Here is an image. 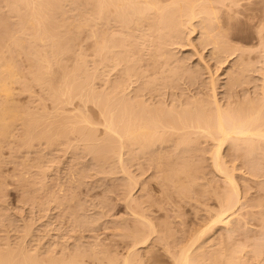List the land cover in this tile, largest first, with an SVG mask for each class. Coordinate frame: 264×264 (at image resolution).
<instances>
[{
  "label": "rangeland",
  "instance_id": "374dc122",
  "mask_svg": "<svg viewBox=\"0 0 264 264\" xmlns=\"http://www.w3.org/2000/svg\"><path fill=\"white\" fill-rule=\"evenodd\" d=\"M4 1L5 0H0V25L1 24L3 25L5 23V25L0 26V33H1L0 34V46H1L0 47V50H1L0 54H3V52H4V54L2 55V57L3 56L4 57L2 59H4V58L8 59L9 58L10 63L11 64L14 63L12 65L13 69L18 74L17 78L19 79V77H20L19 82H17L18 81V79H17V81L15 80L16 82L14 81L15 83H13L12 90L13 91L15 90V91L12 93V95L14 96V99L12 98L13 96L10 97V99L12 98L15 102L11 99L14 105L12 104V102L10 104H12L15 107H20V111H22V113L26 112L25 113L26 115L22 116L23 118H21V119H23V120L18 119L19 123L15 120V122H16V124H15V122L13 121L14 124L13 123L11 124L12 127H11V132H10L12 135H6L4 137L0 136V138H1L0 139V173H1V175H0V178H1L0 179V249L5 250V251L8 249L9 250L12 249L11 251H13V250L19 251L20 249H22L24 251V249L26 248L24 251L25 254L27 253L26 251H28V255H32L31 252H33V253L36 252L33 254L34 256L32 255L35 259L38 258L40 261H43V263L45 261L46 263L48 262L50 264H57V261H58V264H60V262H61L60 260H62V259L67 260L66 259L67 256H69V255L71 256V253H73V252L74 253L72 255H74V256H77L76 254H79L80 258H78V260H80V259L83 260V261H77V263L79 262L80 264H95V263L101 264V262H102V264L103 263L109 264L110 259L114 258L113 261H110V262H114V260H116L117 257H119V259L117 258L116 262L119 261L120 263H123L122 257L124 258V256L127 254H129V256H130L129 260L131 258V264H136V263L137 264H173V260H172L171 255L168 251H172V249H173L175 252L176 250H178L177 248H179L181 243L184 244L187 242V240L190 238V234L194 233V231H196L199 227H201V226L203 227V225L207 224L211 220V216L212 215L214 216V214L216 213L215 211L219 210V208H220L219 204L221 206L222 205L221 203H223V200L222 201H219V200L222 199V195H224L223 194L224 191L226 189L228 190V186L230 187V185H228L229 183L227 184V182H225V179L223 178L224 176H222L221 173H219L214 167H212L213 164L211 161V157H210L211 154L210 153H211V150L213 147V141L208 139V138H205V137H204V139H202V136L197 137L195 134H190V136H188L189 140L188 139L186 140L187 143H189V145L184 141H183V143H184L183 144L181 142V139H179L181 136V135H179L180 132L179 133L175 132V133H171V135L167 134L165 136L166 139L165 138L163 139L165 142L164 144H162L163 140H161V141L158 140L159 142L153 141V142H151V144L149 143L150 144L149 146H147L148 144H146V147H144V148L143 147L141 148L139 145H136V144H128V142H125L128 146L124 143V145H126V146H123L120 149L118 146L119 145V143H118L116 145L117 147L113 150V152L111 149H110V151H111L110 153L107 152L109 154L108 155L107 153H104L107 151L106 150L107 148L104 147L105 149H103L104 150V152H103V150H102L103 147L101 148V145L97 144V143H102L101 139L104 138V132L102 131V127L101 128L98 127L99 129L94 130V131L92 129L90 130L95 135V137L93 136V138H94L93 139L92 136L90 137L88 135V132L90 133V131H87V130L89 129L88 127H90V126L86 123H85L86 126L84 123H80V125L82 124L80 127H82L84 125V128L86 130L82 127L83 129L80 128L79 129L80 131L75 130V131H73L74 133L67 131L66 137L70 140H68L66 137L62 139L63 141L61 140L62 137L60 139H56V141H54L55 140L54 138L50 137V140L53 139L54 142L46 139L45 138L46 136L43 134V131L46 132L45 131L46 128L49 129L50 127H53L58 122H60V123L56 124L57 126L59 125L57 130H59V127L61 129V127H63L62 125L60 126V124H62L61 119L62 118L65 119L68 117V116H64V115H69L68 118H70L71 115H73V116L78 115L80 111L82 112L85 110L84 112H82L80 114H83V116H86V117H88V115H89V119L93 120V118L94 119L100 118V120H101V117H100L99 113L97 112V110L94 108L93 103L90 100H88L87 98H86V100H84L85 99L84 95H85V93L88 92V91H86V92L84 91V90H87L86 88L80 87L78 89H75L77 91H80L79 93H77L76 91H70V95L75 94V95L71 96V100H69L73 104L72 103L69 104L68 101H67V104H66V101L65 102L60 101L61 104L63 103L61 105L59 101H58L59 103L57 101L54 102L53 99L51 102V91L48 92L49 89L47 88V85L42 81L40 83L38 82V84H37L34 81L35 79L33 80L32 76H31V75H33V74H31V71H30V70H32V68H31L32 66H30L31 60L27 59L29 55L27 56V53L26 54L24 53L26 50H28L27 48L30 49V47H28V46H30L29 45L30 42L27 40H26V42H23L24 44L23 43L20 44L18 42L19 41L18 36H19V39H20V37L21 38L24 37V33L22 31H21L22 33L19 32L20 31V29H19L20 28L19 27L20 22H19V18H18L19 16H17V15H19V13L15 15V13L11 11L12 9H10V8L8 9V7L6 5L7 3H5L6 1L5 2ZM39 1H41V0H39ZM215 3L216 2H214L213 4H215ZM68 4L69 3L67 1V3L64 4L65 6L62 4L63 5V6L61 5L62 8L60 7V8H58L59 10L56 9L54 11L55 18H57V19H55V20H57V22L56 21L55 22L56 23L59 22L58 24L55 23L58 30L55 29L56 28L55 26H54V29L57 31V33H59V35H57L56 32L54 34H56L57 37H59L61 35L60 41H61V39L63 41L62 37H65L68 35L67 37H69L70 41H71V42H69L70 43L69 46H71L70 47L71 52H70V50H68V51L66 50L65 53H59L62 55H61V57L58 56L56 58L57 61L53 58L56 61V63L53 60V64L51 66V69H53L54 71L53 70L51 71V69H49V70L47 69L48 72L51 71L50 74H48V75L53 76L52 80L54 79V81H58L61 78L60 76L64 74L62 72H65V74L68 75V73L71 72V70L73 68H75L74 66L77 63H74L73 61H75V62L78 61L79 63L82 64L83 62H81V61L86 59V61H84L83 69L87 70V71H93L97 67L99 68V69L97 68V73L98 72H101V73H98V78L95 80V82H96L95 83V89L100 88L99 90L103 91L105 88H107L106 84H104V81L106 78L108 79V77H109V79H108V80H110L109 82H111V80H112V82H114V81H116L114 79H117V77L119 79L121 77V75H123L120 72V70H121L120 68L123 65H117L116 67L114 66V68H112V67L110 68L109 66L106 65L107 66L106 67L105 65L102 64V62H100L101 57L99 58L98 54L95 55V50L93 49L95 47L92 48L93 44L91 43V41H93V40L91 39V36L88 32V31H90V28H89L90 25L87 24L88 26H86V23L81 25V22H79L80 20L82 21L81 15H83V13H85V12H88L87 9L85 8L87 6L84 7L85 9L82 8V10L84 9L85 11L84 10L82 11L81 7H79L80 9H78L76 7L75 8L72 7L73 10L72 9L70 10V7L72 5L69 4L70 5L69 6ZM241 4H242V6L240 5V7H242V8L238 7V10L240 12L236 10L235 6H232L233 8H229V7L224 6V5H223L224 7L219 5V3L215 4V5H219L218 9L221 8L220 9L221 11H219V10H217V11L219 12L218 16L220 15V17H221V19L219 17V20H222L223 24L225 23L224 24L225 26L223 28L227 27L226 29L229 30L227 32V37H228L227 40L229 39V41L231 43L228 41L226 44L227 45L229 44L230 47H232V49L234 50V53H232L233 50L229 46H227L225 43H224L225 46L223 48L224 50L222 49V47H223L222 45L220 47L221 50L219 48H218L219 50L217 49L218 51H220L219 53L217 50H215L216 48L214 49L215 52L217 51L218 55L214 54L215 52L213 49H212V51L214 53H212L211 48H214V44H212V43L210 44L209 42H206V38H205V41L203 40L205 37V36L201 37V35H203V34H201V32H202L201 28H203V27H202V25L201 26L199 25L200 27L197 26L198 23L200 22L199 20H201V16L205 15L202 13L200 14L201 15L200 17L195 18V20L193 19L194 21L192 20L193 21L192 25H190V23H188L189 25L187 24V26H185V30H184V27H182L181 35L183 37L182 36L179 37V41H178L179 43L181 42L180 44L176 45V43H169V44H167L168 46L167 45L165 46V44H164V46L166 47L165 51L171 53V54H168V57L170 59L168 58L169 61H167V63L171 62L172 68L174 65L178 66L177 62H175V61H178V59H179V61L181 60L180 63L183 62L181 65L179 63V65H180V68H184V71H181V73L177 71L178 76L177 75H175L174 77L171 76L172 79L169 76V78L172 81L170 79L168 80V77H167V75H168L167 71L169 69H168L167 63H166V65H164V63L166 61L161 66L167 67V69H168V70H166L167 74H165V72L163 73V68L161 66H159L160 68H162V70L159 68V70L162 71V72H160V74L163 73L164 75H166L164 78L163 74L161 75L162 77H160L159 74H157V73H159V71H157V73L155 72L156 66L153 67V66H151L152 63H150L149 61H146V59L148 60V58H150L148 55L149 53L147 52V51H149L150 46L147 48H143V46L145 47V45H147V44H145V45L142 44L143 46L138 45L140 48L142 46V48L144 49L142 51L144 53L143 56H141L142 55V53H141V55H139L138 58L141 59L143 57L142 59L144 61H142V59H141V62L138 61L139 64L137 63V65H136V68L140 64L142 65V66L140 65L139 66L140 68L138 67L139 69H137V71H139L141 74H139L140 76L137 75V77L134 76L135 79L134 78L133 79L135 81L131 82L132 83L131 87H129L127 90V92L131 93V95H129V96L130 97L135 96V98H137L138 96L139 97L143 96V98H144V100H146L147 104L149 103V104L153 105V103H154L153 107L159 108V106L157 104V103H159L161 108H164L165 110H168V108L166 109L165 107H162V106L166 105V107H169L171 105V109L174 108V106L176 107V109L177 108L181 109L182 107L185 106V109H188V107L190 108V105H187L186 102H188V104L190 103L191 106H193L194 104H192L191 102L193 101V103H194V101L195 100L198 101L199 98H200L199 100H201L200 102H202V100L204 101L203 104H201V105L204 107V109L206 111L212 110L214 107H213V105H211L209 103H211V100L213 102L214 98H211L213 95L212 94L213 92H216L215 97H217L218 102H220L219 105L221 106V104H222V106H221L222 108H226V106H227L230 109L232 107L235 109H238L237 107L241 106V108H242L243 107L242 105H244L243 108H247V106H249V104L247 105V103H250L251 100H254L256 102L258 100L257 98H259V97H260V99L258 101L261 102L260 101L261 98L262 99L264 98L263 97L264 96V0H249V1L246 0V2H245V0H243V3L241 2ZM243 5H245V6H243ZM68 7H69V9H68ZM65 8H66V10H65ZM6 9H7V11L10 10L12 13L10 11H9V13H6L7 12ZM60 9H62V10L60 11ZM79 10H80V12H79ZM231 10H233V11H231ZM59 11H60V13H59ZM16 12H18V11H16ZM234 12L237 13V16H236V14H232ZM230 13H231V15H230ZM54 15H53V17H54ZM72 16L74 18L76 17L80 20H77V19L73 20L74 18ZM61 19H63V20L61 21ZM66 19H68L71 22V24ZM13 20H14V22H13ZM65 20L67 21L66 23L64 22ZM72 22H74V23H72ZM67 23H69V24H67ZM79 23L81 25V28L76 27V25H79ZM53 24H54V22H53ZM73 24H75L74 25L75 27L73 26ZM199 24H201V23H199ZM48 25H52V24H48ZM193 25H196V26H193ZM6 26H8L9 28L11 27L10 28L11 30ZM7 28H8V31H7ZM49 28H50V26H49ZM186 28H187V30H186ZM193 28L194 29L196 28L195 31ZM54 29L53 30H52V28L50 29V30H52L51 31L52 33H53ZM69 29H71V30H69ZM188 29H189V31H188ZM65 30H69V31H65ZM76 30H78V31H76ZM80 31H81V33H80ZM8 32H10V33H8ZM15 32L18 33L17 34L18 36L16 35ZM63 32H64V34H63ZM76 32H78V33H76ZM202 33H204V32H202ZM156 34H155V36H156ZM2 35L4 37H2ZM10 35L12 37L14 36V38H11ZM62 35H64V36H62ZM204 35H205V33H204ZM8 36H10V37L7 38ZM75 36H77V37H75ZM67 37L65 38L66 41H67V39H69ZM72 37H73L74 41L71 40ZM7 39L10 41H8ZM14 39H15V42H14ZM200 39H202V40H200ZM1 40H2V43H1ZM16 41L18 42V44H20L22 46L26 45L27 48H25L23 46L24 47L23 50L19 49V48H22V46L19 47L17 45ZM62 41H61V44L64 42V41L63 42ZM11 42H12L14 47L12 45H9V44H11ZM72 43L74 45L73 50H72ZM206 43H208V44L205 45V47H204V44H206ZM65 44H67V42ZM172 44L174 46H172ZM221 44H223V42H221ZM233 44H234V46H233ZM2 45H4V49H3ZM38 45L39 46L41 45L40 47H42V48L45 47V46H42V45H44L42 43H40ZM78 47H80V48H78ZM84 47H85V49H84ZM151 47H152V45H151ZM226 47H228L229 50ZM12 48H13V52L15 54L11 52ZM67 49H69V48H67ZM145 49H146V51H145ZM239 49H242L243 51L239 50ZM7 50H9L8 51L9 53L7 52ZM15 50L17 51V53ZM82 50L84 51V53ZM91 50H92V53H91ZM153 50H154V48H152L151 52ZM145 52H146V54H145ZM226 52H227V54H226ZM19 53H21V54H19ZM74 53H76V54H74ZM154 53H155V51H154ZM221 54H223V55H221ZM85 55L87 56V58L85 57ZM239 55H240V57H239ZM9 56H11L12 61L10 60ZM25 56L27 58H25ZM72 56H74V57H72ZM80 56H82V58H84V57L85 58L82 59V58H80ZM180 56H182L184 58H182ZM67 57H69V58H67ZM76 57H77V60H75ZM90 57H91V59H90ZM215 57H217L218 59ZM58 58H59V60H58ZM79 58L81 60H79ZM173 60H175V61H173ZM185 60L187 61L188 64L186 63ZM58 61H59L60 67H58V65H57ZM94 61H95V63H94ZM62 63H64V64H62ZM73 63H74V66H73ZM146 63H150L151 65L146 64ZM92 64H94V65H92ZM100 64H101V66H100ZM241 64H243V65H241ZM14 65L16 66L17 70L14 68ZM78 65H76V66H78ZM158 65H160V64H158ZM183 65H185L186 68ZM244 65L247 68H243ZM118 66H121V67H118ZM238 66H240V67L242 66V67L239 68ZM147 67H150V68H147ZM165 67H164V69H165ZM192 67H193V69H191ZM200 67L202 70L200 69ZM18 68H20V70ZM70 68H71V70H70ZM153 68H155V69H153ZM103 70L105 72L108 70L109 71L105 73ZM179 70H181V69H179ZM243 70L246 71V72H244V74H243ZM193 71L195 72L194 75H193ZM232 71L233 72L235 71L234 72L235 74ZM58 72L60 73L59 75H58ZM196 72H198V73H196ZM28 73H30L31 75L28 76ZM32 73H34V71ZM53 73H54V75H53ZM56 73H57V75H56ZM109 73H110V75H108ZM144 73H145V77H144ZM227 73H228V75H227ZM236 73L239 76L241 81L237 78L239 80V82L237 81V82L233 83V80H235L234 78L236 77L235 76ZM195 75H196V77H195V79H193L192 77ZM105 76H107V77H105ZM152 76L153 77L156 76L154 78V80L157 77H159L160 79L157 78L159 82L156 81V84L158 82L157 85L151 84L152 86L151 85L148 86V84H146V82L150 78V80H149V84H150V82H152L151 79L153 80ZM143 77L145 80L143 79ZM232 77H234V78L231 81ZM25 78H26V80H25ZM161 78H164L165 81L162 82ZM227 78H228V80H227ZM136 79H138V80H136ZM192 80H193V83L191 82ZM211 80L215 81L214 82L215 84H213L214 86H211L212 85ZM144 82H145V84L143 85ZM182 82H184V83H182ZM19 83H21V84L18 85ZM25 83H26V85H25ZM41 83L43 86L40 85ZM169 83H171L172 85ZM139 84H140V86H139ZM174 84H176V86ZM160 85L162 88L160 87ZM40 86H42V87H40ZM142 86H143V88H142ZM157 86H159V88ZM22 87H23V89H22ZM40 88H41V90H40ZM44 88L45 89L47 88V89L43 90ZM134 88L135 89L137 88V89L133 90ZM172 88H173V90H172ZM155 89H158V90H155ZM198 89L201 91H199ZM99 90H97V91H99ZM144 90H145V92H144ZM170 90H171V92H170ZM45 91H47L48 92L47 94H50V95H46ZM134 91L138 92V95H136V92H134ZM164 93H165V95H164ZM181 93H184V94H181ZM170 94H171V96H170ZM180 94H181V96H179ZM158 95H160V96H158ZM172 95H174V96L176 95V96L174 97ZM256 95H257V97H255ZM48 96L50 99L48 98ZM65 97H66V95H64L62 97V100H65ZM130 97H129V99H130ZM183 97H184V99H183ZM185 97H186V99H185ZM75 98H78V99H75ZM132 98H134V97H132ZM79 99H81V100H79ZM190 100H191V102H190ZM206 100H208V101H206ZM0 101L2 102L1 99H0ZM16 101H18V102H16ZM82 101L83 102L86 101L85 102L86 105H84L85 103H83ZM179 101L181 104L179 103ZM247 101H249V102H247ZM9 102H8V104H9ZM206 102H208V105L206 104ZM15 103L17 106L15 105ZM24 103H25V105H24ZM55 103H56V105H55ZM164 103H165V105H164ZM235 103L239 104V105L237 106ZM257 103H255L256 106L259 104V103L258 104ZM41 104H43V105H41ZM57 104H59L60 106H58ZM155 104H157V106H155ZM230 104H231V106H230ZM253 104H254V102H253ZM22 105H24L25 108ZM53 106H55V108H52ZM83 106H85V107L83 108ZM30 107H31V109H30ZM44 107L46 108V110L44 109ZM77 107L79 110L80 109L81 110L80 111L78 109L76 110L75 108H77ZM41 108L43 109L44 112L42 111ZM23 109H24V111H23ZM59 109L60 110L62 109V110L60 111ZM89 109L93 110V111H89ZM176 109H174V111ZM69 110L71 111V114L68 113ZM181 110H183V108ZM35 112H37V113H35ZM96 112H97V115H95ZM48 113L49 114L51 113L50 114L51 116ZM32 115H34L33 118L35 116H37V117H35V120H34L35 126L33 124L34 130L32 131L31 129H28V131H29L28 132L25 130V129H27V128H25V125L22 126L23 125L22 122H24V121L26 122L27 121L26 119L28 117H29V119H31ZM46 115H48V116H46ZM38 116L41 117L42 121L40 120V117H38ZM60 116L61 117L64 116V117L60 118ZM78 116H77V118H74V117L72 118V116H71L70 119H74V120L79 119ZM36 118H38V120ZM68 118L66 120H64L63 122L68 121V120L70 121V119H68ZM32 119L30 121H32ZM53 119L56 122H54ZM59 119H60V121H59ZM52 120H53V123H52ZM49 121H51V122H49ZM46 122H47V124H46ZM39 123L40 124L42 123L41 125L43 127L41 125L39 127ZM43 123H45V124H43ZM50 123H51V126H50ZM98 126H101V125H98ZM36 127H38V129H40V130H38ZM13 128H14V130H13ZM19 129L21 131H19ZM41 129H42L41 134L44 135L43 137L41 136V134L36 133L38 131H41ZM48 129H46L47 132H48ZM25 131L28 132L27 136L24 134ZM34 131H35V134H38L39 136L33 135L32 133ZM83 131L85 132V134H87L88 137L84 134ZM15 132H17V133H15ZM52 133H53V131L48 135H52ZM29 135L30 136L32 135L33 137L38 136V138H36V137L33 138L31 136V138H33V139H31V138H29L30 137ZM68 135H70V136L68 137ZM90 135H92V134H90ZM82 136L83 137L85 136V137L83 138ZM191 136L193 138L196 136L194 139L197 138L198 141L194 140ZM89 137L92 138L94 142L91 139L90 140L87 139ZM190 137H191V139H190ZM3 138H4V140H3ZM16 139H17V141H16ZM65 139H66V141H64ZM27 140H28V142H27ZM59 140H61L62 143ZM193 140L196 143H194ZM11 141H12V143H11ZM70 141H71V143H70ZM4 142H6V143H4ZM48 142H51V144ZM64 142L69 143V144L66 145V143H64ZM174 142H176V143L181 142L184 145V147H183V145L181 146V143H179V145L177 146V145H175L176 143H174ZM29 143H30V145H29ZM53 143H54V145H53ZM93 143H95L96 146L98 145L97 146L98 148L96 147L97 149H99L98 151H100V152L102 151L105 154L104 158H101V157H103V156H100L101 153L97 152L96 151L97 149H94L95 145H93ZM185 143H186V146H185ZM62 144H63V146H61ZM91 144L93 145L92 149L95 150L94 152L95 153L97 152V154L100 153L97 155V158L94 157V156H96V154L93 152L92 149H90ZM103 144H104V141H103ZM103 144H102V146L105 145V144L104 145ZM234 144H235V146H234ZM187 145H188V148H186ZM30 146H32V147H30ZM243 146H244L243 144H241V145L239 144V146H238V142L234 141L232 146L229 142L228 144H226L223 147V150H222L223 155H224L223 160L225 162L226 168L228 167L227 169L230 170L231 172H233L234 178H235V180L237 179L236 182L238 181L237 184L239 185V195H240V201L241 202H240V204L238 203L240 206L237 205L236 208L234 209V211H235L234 214L237 218L236 217L233 218L234 215L233 214L231 215L233 220L235 219L233 221V225H234V227L236 226L237 228L235 227V229H236V230L234 229L235 231L234 230L226 231L227 230L226 227H224V225H221V223H219V224H217L218 226L215 225L214 228H212L209 231V233H207V235L205 237L203 236L204 237L203 242L205 243L203 250L204 251L207 250L206 252H204V256L207 253L211 256L210 257L207 255L210 258L209 260L207 259V261L204 258V261H203L204 264H213V262L211 263V261H213V259H214V258L212 259L213 255L215 257L218 256L219 258H221L222 257V256H220L221 253H218V251L220 249L222 250V252L225 251V253H227V254L230 251L232 254L235 253L234 259H235V257H237L236 260L237 261L240 260L239 261L240 263H239L233 259L237 264L238 263L239 264H264V153H262L264 151V148H263L264 146L259 148L260 150L258 148L253 149L251 155L246 152V149L243 148ZM14 147H15V150H14ZM58 147H60L61 149ZM147 147L149 150L146 149ZM190 147L193 149L191 150ZM83 148H87V149H83ZM131 148H134V149H131ZM166 148H167V150H166ZM185 148H186V150H185ZM235 148H237V150ZM71 150H72V152H71ZM115 150H117V151H115ZM124 150H125V152H124ZM188 150L189 151L191 150V151L188 152ZM38 152H39V154H38ZM120 152H122V153H120ZM258 152L261 155H259ZM117 153H120L121 156ZM166 154L170 155L171 158ZM187 154H189L191 156L190 157L191 160H189L190 166H188L186 164V161L188 160L186 157L189 156V155L186 156ZM107 155H108V157H107ZM75 156H77V157H75ZM98 156H100V157L98 158ZM184 156H186V157L184 158ZM248 156H249V158H248ZM83 157H84V159H83ZM129 158H130V160H129ZM12 159H14V160H12ZM94 159H96V160H94ZM97 159H98V162H97ZM108 159H110V160H108ZM157 159L161 162V164ZM185 159H187V160H185ZM225 159H226V161H225ZM103 160H107V161L103 162ZM183 160H185V162H183ZM167 161H170L169 164L171 165V167H168ZM189 161H187V163H189ZM94 162H97V163H94ZM105 162H107L108 164H104ZM132 162H134V163H132ZM22 163H24V164L22 165ZM201 163L203 164V166ZM71 165L74 167H72ZM125 165H126V167H125ZM179 165H181L182 168ZM185 165L188 166L187 168H189V169H186ZM15 166H17V167H15ZM166 166L168 168H166ZM173 167L174 168H176V167L180 168L182 171H184V173L183 172L181 173V171H179V170H177V172H178L177 173ZM17 168H18V170H17ZM36 168H37V170H36ZM121 168L122 169L124 168L125 170H122ZM126 168H128L127 169L128 175H127ZM183 168L186 170H184ZM106 169H108V170L106 171ZM173 169L175 172H173ZM192 169L194 171H192ZM129 170L131 171V174H130ZM99 171H101V172H99ZM104 171H106L105 172L106 174L103 173ZM158 171H160V172H158ZM170 171L172 173H176V174H172ZM120 172H122V173H120ZM186 172L188 173V175ZM191 172H193V175ZM134 173H135V175H134ZM189 173H191L192 176H190ZM161 174H162V176H161ZM163 174H165V175L163 176ZM183 174L186 176H184ZM74 175H76V176H74ZM166 175H168V177H166ZM177 175H178V177H177ZM180 175H182V176H180ZM128 176L129 177L131 176V177L129 178ZM170 177H172V179ZM127 178H128V180H127ZM167 178L173 180V182L168 179L167 180L168 183L166 184L165 179H167ZM136 179H138V180H136ZM186 179H187V181H186ZM24 180H25V182H24ZM157 180H158V182H157ZM32 181H34V182H32ZM169 181L171 182L170 184H169ZM188 181H190V182H188ZM174 182L176 184H174ZM177 182H180L181 184L177 183ZM184 182L186 183V185ZM57 183H59V184H57ZM188 183H189V185H188ZM135 184H136V186H135ZM63 185H65V186H63ZM33 186H34V188H33ZM174 186L176 187V189ZM181 186H183L184 189H182L183 187H181ZM27 187H28V189H27ZM29 188L31 191H28ZM180 188H181V190H180ZM38 190H40V191H38ZM45 190H46V192H45ZM189 190H190V192H189ZM3 191H4V193H3ZM24 191H25V193H24ZM1 192L3 194H1ZM22 192H23V194H22ZM36 193H37V196H35ZM121 193H122V195H121ZM127 193H130V196H128L129 194L127 195ZM26 196H28V197H26ZM32 196H35V197H32ZM55 196H57V197H55ZM126 196H128V197H126ZM151 196H153V197H151ZM30 197H32L33 199ZM132 197H134V199H133L134 201H135V198H137L136 199L138 201V204L136 203L137 205L133 204L132 199H130ZM67 198H69L70 200L69 199L67 200ZM122 198H124V199H122ZM126 199H127V201H126ZM128 200H130V201H128ZM48 202H49V204H48ZM125 202H127V203H125ZM130 202H131V204H130ZM151 202H152V204H151ZM126 204H127V207H126ZM139 205H141V207ZM41 206H42V208H41ZM70 206H71V208H69ZM134 206H136V207H134ZM131 207H132V209L137 210L136 211L137 214L138 213L140 214L138 217L141 218L142 217L141 214L143 215V213H144V215H146L145 216L146 218H144V217H143V219L137 218V216L135 215L136 212L134 210L130 212ZM132 212H135V213L132 214ZM140 212H142V213H140ZM78 213H79V215H78ZM84 213H85V215H84ZM74 214H75V216H74ZM98 214H100V215H98ZM79 216L81 218H79ZM231 216H229V217H231ZM147 217H148V222L150 221L151 230L155 229V230H153V232L152 231L149 232V229H150L148 226L149 223L144 224V222H143L144 219H147ZM79 219H81V220H79ZM75 220H78V221H75ZM146 222L147 221H145V223ZM29 223L31 226H29ZM24 224H25V226H24ZM135 224H136V226H135ZM139 224H140V226H139ZM143 224H144V226H143ZM152 225H153V227H152ZM22 226H24V227H22ZM140 228H141V231H139V234H142V236L138 234V236L140 237L139 238L138 236H136V233H135L136 230L135 229L139 230ZM169 228L170 229L172 228V229L170 230ZM29 229H30V231H29ZM123 232L124 233L126 232V233L124 234ZM140 232H142V233H140ZM145 232L147 234H149V237L146 236V234H143ZM27 233H29V234H27ZM130 233H132V234H130ZM25 234H27V236ZM141 237H142V239H141ZM146 237L148 239H145ZM161 237L163 238L162 240H161ZM137 238L139 240L145 239L144 244L143 243L140 244L143 241H141L139 243V240ZM165 240L168 242H166ZM19 241H21V242H19ZM201 241H202V239L200 240V242ZM18 242H19V244H18ZM166 243H168V244H166ZM177 243H179L180 245H177ZM170 244H172V245H170ZM133 245L135 247H137V248H135L136 250H133L134 249ZM202 245H203V243H202ZM101 246L104 247V249H102ZM75 247H76V250H75ZM169 247H171V249ZM175 247H176V249H175ZM207 247H208V249H206ZM218 248H219V250H218ZM226 248H228L229 250ZM94 249H96V250H94ZM100 250L103 252L102 254H101ZM216 250H217V253H216ZM221 250L219 252H221ZM18 251H16V252L14 251V252L17 253ZM82 251H83V253H82ZM96 251H98V252H96ZM136 251H138V252H136ZM213 251H215V252H213ZM46 252H48V253H46ZM69 252H70V254H69ZM93 252H94V254H93ZM258 252H260L261 254H259ZM19 253H21V252H18L17 254L22 255ZM80 253H82V254H80ZM59 254H60V256H57ZM95 254L97 255V257L95 256ZM223 254H224V252H223ZM92 255H94L95 257L93 256V258L91 259ZM100 255H102L103 258ZM59 257H62V259ZM132 257L135 260L132 261ZM232 257H233V255H232ZM48 259H49V261H48ZM98 259L101 261L98 262ZM136 260H138V261H136ZM84 261H85V263H84ZM134 261H135V263H134ZM221 261L223 262V264H225L223 261V258L221 259ZM61 264H62V262H61Z\"/></svg>",
  "mask_w": 264,
  "mask_h": 264
},
{
  "label": "bare ground",
  "instance_id": "6f19581e",
  "mask_svg": "<svg viewBox=\"0 0 264 264\" xmlns=\"http://www.w3.org/2000/svg\"><path fill=\"white\" fill-rule=\"evenodd\" d=\"M6 1V2H5ZM4 2L5 3H7L6 5H7V7H8V9L10 8V9H12L11 11L12 12H14L15 13V15L16 14H18L19 13V15H17V16H19L18 18H19V22H20V25H19V29H20V31L19 32H23L24 33V39L23 38H21L20 37V39H19V36L17 35L18 33H16V35L18 36V42L21 44V43H23V42H26V40L27 41H29L30 43H29V45L30 46H28V47H30V49L29 48H27V46L25 45H23L25 48H27L28 50H24L25 52V54L27 53V56H28V58L25 56V58H27V59H30L31 61V64H30V66H32L31 68H32V70H30L31 71V74H33V75H31L30 73H28V76L29 75H31L32 76V78H33V80L38 84V82L40 83L41 81L42 82H44L46 85H47V88L49 89V91L48 92H50L51 91V102H52V99L54 100V102L55 101H62V102H65L66 101V104H67V101L69 102V104L70 103H72V102H70L69 100H71V96H73V95H75V94H73V95H70V91H76L77 93H79L80 91H77V90H75V89H78V88H86L87 90H84L85 92L86 91H88L87 93H85V95H84V100H86V98L88 99V100H90L92 103H93V105H94V108L97 110V112L99 113V115H100V117H101V120H100V118L99 119H94L93 118V120L92 119H89V115H88V117H86V116H83V114H80V113H82V112H84V111H80L79 109H78V107L77 108H75L76 110L78 109L80 112H79V116L78 115H75V116H73V115H71L72 116V118L74 117V118H77V116L79 117V119H76V120H74V119H70L71 118V116H70V118H68L69 117V115H64V116H68L67 118L68 119H70V121L68 120V121H65V122H63L64 120H66L67 118H65V119H63L62 117H64V116H60V118H62L61 120H62V124H60V126L62 125L63 127H61V129H60V127H59V130H57L58 129V126L56 125V124H58V123H60V122H58V123H56L53 127H50L49 129L48 128H46V129H48V132H47V130L45 129V131L46 132H44L43 131V134L46 136L45 138L46 139H48V140H50V137H52V138H54L55 140L54 141H56V139H60L61 137V140L63 139V138H65L66 137V135H67V131L68 132H73V131H75V130H79L80 128H84V125L82 126V127H80L81 125H80V123H86V124H88L90 127H88L89 129L87 130V131H90L91 129L94 131V130H97V129H99L98 127H102V131L104 132V138L103 139H101V141H102V143H97L98 145L100 144L101 145V148H102V150L103 149H105V148H107L106 150V152H104V150H103V152L104 153H107V152H111L110 151V149L112 150V152H113V150L117 147L116 145L119 143V148L121 149L123 146H126L127 144L125 143V142H128V144H136V145H139L141 148L143 147H146V144H148L147 146H149L150 144H151V142H153V141H161V140H163L164 138H165V136L167 135V134H169V135H171V133H175V132H177V133H179V135H181L180 136V138L179 139H181V142L183 143V141L184 142H186L187 143V139H188V136H190V134H195L197 137L198 136H202V139H204V137L205 138H208V139H210V140H212L213 141V147H212V150H211V155H210V157H211V161H212V164H213V166L212 167H214L219 173H221L222 174V176H224L223 178L225 179V182H227V184L228 185H230V187L228 186V190L226 191H224V195H222V199L221 200H219V201H222L223 200V203H221L222 205L220 206V204H219V210H217V211H215L216 213L214 214V216L212 217L211 216V220L207 223V224H205V225H203V227L201 226V227H199L196 231H194V233H192V234H190V238L187 240V242L186 243H184V244H182L181 243V245L179 244V243H177V245H180L179 246V248H177L178 250H176L175 252H174V250L172 249V251H168L169 253H170V255H171V258H172V260H173V264H204L203 263V261H204V258H205V260L207 261V259L209 260L210 258L208 257V256H210L208 253L204 256V252H206V251H204L203 250V247H204V242H203V239H204V237L207 235V233H209V231L212 229V228H214V226L215 225H217V224H219V223H221V225H224V227H226V231H232V230H234L235 229V227H234V225H233V221L235 220H233V218H235L236 216H235V214H234V209L236 208V206L237 205H239L240 204V195H239V185L237 184V182H236V180H235V178H234V175H233V172H231L230 170H228L227 168H226V165H225V162H224V155H223V152H222V150H223V147L226 145V144H228L229 142H230V144H231V146H232V144H233V142L234 141H237L238 142V146H239V144L241 145V144H243L244 146H243V148H245L246 149V152L247 153H249L250 155H251V153H252V150L253 149H259V148H261L262 146H264V98L262 99L261 98V102H259L258 100L260 99V97L259 98H257L258 100L255 102L254 100H251V104L250 103H247V105L249 104V106H247V108H243L244 107V105H242L243 107L241 108V106L240 107H237L238 109H235V108H229V107H227L226 106V108H222L221 106H222V104H221V106L219 105V103L220 102H218V99H217V97H215V93L216 92H213L211 95H212V97L211 98H214L213 99V102H212V100H211V103H209V104H211V105H213V109L212 110H208V111H206L205 109H204V107L201 105V104H203V100H202V102H200L201 100H199L198 98V101L197 100H195L194 101V103H193V101L191 102V100H190V102L192 103V104H194L193 106H191V104L189 103L188 104V102H186L187 103V105H190V108L188 107V109H185V106L184 107H182L183 108V110H181L180 108V110L177 108L176 109V107L174 106V108H172L171 109V105L169 106V107H166V105H165V103H164V105L165 106H162V107H165L166 109L168 108V110H165L164 108H161V106L159 105V103H157L158 104V106H159V108L158 107H153V105H154V103H153V105H151V104H147V102H146V100H144V98H143V96H138L137 98H135V96H132V97H134V98H132V97H130L129 95H131V93L130 92H127V90H128V88L129 87H131V82L132 81H135L134 79V76H136L137 77V75H139V74H141L139 71H137V69H139L140 67V65L136 68V65H137V63H138V61L139 62H141V59L143 58H138V56L139 55H141V53H142V55L141 56H143V48H147V47H149L150 46V48H149V51H147L149 54V57L150 58H148V60L146 59V61H149L150 63H152V65L150 64V63H146V64H149V65H151V66H153V67H155V68H153V69H155V72L157 73V71H159V73H157V74H159V76L160 77H162L161 75L165 72V74H167L166 73V70H168L167 72H168V75H167V77H168V80L171 78L172 79V77L171 76H175V75H177L178 76V72H180L181 73V71H184V68H180V65L183 63H180V61H179V59H178V61H175V60H173V61H175V62H177V64H178V66L177 65H174L173 66V68H172V66H171V62H168L167 63V61H169L168 60V54H171V53H169V52H166L165 51V46L167 45V44H169V43H176V45L177 44H180L178 41H179V37H181L182 35H181V33H182V27H184V30H185V26H187V24L188 23H190V25H192V22L195 20V18H197V17H200L201 15V13L202 14H205V15H202L201 16V20H199L200 22L199 23H201V24H199L198 23V25L197 26H201L202 25V27L203 28H201L202 29V32H204L205 33V35H204V33H202L201 31V34H203V35H201V37L203 36H205L204 37V41H205V38H206V42H209L210 44L212 43V44H214V48H211V51H212V49L214 50L215 48V50H217L218 48L221 50V45L223 46L222 47V49L224 48V46H225V44L229 41V39L227 40V32L229 31V30H227L226 28H223L225 25V23L223 24L222 23V20H219V17H220V15L218 16V14H219V12L217 11V10H219V11H221L220 9H218L219 8V5H221V6H227V7H229V8H233L232 6H235L236 7V10L237 11H239L238 10V7H240V5L242 6V4H241V2L243 3V0H41V1H39V0H5ZM67 1H68V3L70 4V5H72L71 7H70V10L72 9V7L73 8H78V9H80L79 7H81V10H82V8H84L85 6H87V7H85L86 9H87V11L88 12H85V13H83V15H81L82 16V21L80 20V19H78V18H74L73 16V20H75V19H77V20H80L79 22H81V25L82 24H85L86 23V26H88L87 24H89L90 26H89V28H90V31H88L89 32V34H90V36H91V39L93 40V41H91V43L94 45H92V48L93 47H95V48H93L94 50H95V55H99V58L101 57V61L100 62H102V64L103 65H107V66H109L110 68L112 67V68H114V66L116 67L117 65H123L122 67L121 66H118V67H121L120 69V72H121V74H123V75H121V77L118 79V77H117V79H114V80H116V81H114V82H112V80H111V82H109L110 80H108L109 79V77H108V79L106 78L105 79V81H104V84H106V87L107 88H105L103 91H100L99 89H95V80L98 78V73H101V72H98L97 73V68L96 69H94L93 71H87V70H84L83 69V66H84V61H86V59L85 60H83V61H81V62H83L82 64L81 63H79L78 61L77 62H75V61H73L74 63H77L76 65H78V66H74V63H73V66L75 67V68H73L72 70H71V68H70V70H71V72H69L68 73V75L67 74H65V72H62V73H64L63 75H61L59 78V80L58 81H54V79L52 80V75L50 76V75H48V74H50V72L53 70V69H51V66H52V64H53V60L55 59L56 61H57V57L58 56H60L61 57V55L62 54H59V53H65L66 52V50L68 51V50H70V47L71 46H69L70 45V43L69 42H71L70 41V38L69 37H67V36H65V37H62L63 38V41L65 40V38L67 37V38H69V39H67V44H65L63 41H62V39H61V41L63 42L62 44H61V41H60V36L59 37H57V35H59V33H57V31L56 30H58L57 29V27H56V24H58V23H56L57 22V20H55V19H57V18H55V15H54V11L56 10V9H58V8H60L61 7V5L63 4H65V3H67ZM249 1V0H248ZM65 2V3H64ZM214 2H216L215 4H217V3H219V5H215V4H213ZM245 2H246V0H245ZM248 3V2H247ZM4 4V3H3ZM68 4V5H69ZM62 5V6H63ZM69 5V6H70ZM84 5V6H83ZM65 6V5H64ZM83 6V7H82ZM220 6V7H221ZM223 6V7H224ZM243 6H245V5H243ZM234 7V8H235ZM2 8V7H1ZM62 8V7H61ZM84 8V9H85ZM240 8H242V7H240ZM244 8V7H243ZM249 8V7H248ZM4 9V8H3ZM64 9V8H63ZM68 9H69V7H68ZM77 9V10H78ZM83 9V10H84ZM2 10V9H1ZM59 10V9H58ZM57 10V11H58ZM62 9H60V11H61ZM65 10H66V8H65ZM73 10V9H72ZM82 10V11H83ZM230 10V9H229ZM243 10V9H242ZM6 11H7V9H6ZM9 11L10 10H8L6 13H9ZM10 11V12H11ZM16 11H18V12H16ZM60 11H59V13H60ZM85 11V10H84ZM231 11H233V10H231ZM11 12V13H12ZM66 12V11H65ZM68 12V11H67ZM70 12V11H69ZM79 12H80V10H79ZM228 12V11H227ZM236 12V11H235ZM232 13V14H236V16H237V13ZM240 12V11H239ZM238 12V13H239ZM64 13V12H63ZM72 13V12H71ZM81 13V14H82ZM4 14V13H3ZM78 14V13H77ZM76 14V15H77ZM249 14V13H248ZM8 15V14H7ZM13 15V14H12ZM53 15H54V17H53ZM75 15V14H74ZM230 15H231V13H230ZM2 16V15H1ZM229 16V15H228ZM227 16V17H228ZM233 16V15H232ZM3 17V16H2ZM14 17V16H13ZM68 17V16H67ZM70 17V16H69ZM79 17V16H78ZM235 17V16H234ZM233 17V18H234ZM15 18V17H14ZM13 18V19H14ZM61 18V17H60ZM59 18V19H60ZM65 18V17H64ZM63 18V19H64ZM229 18V17H228ZM231 18V17H230ZM6 19V18H5ZM54 19V20H53ZM63 19H61V21L63 20ZM194 19V20H193ZM200 19V18H199ZM220 19H221V17H220ZM12 20V19H11ZM67 21H69L68 19H66ZM64 21L65 23L67 22V21ZM71 20V19H70ZM193 20V21H192ZM2 21V20H1ZM7 21V20H6ZM56 21V22H55ZM234 21V20H233ZM12 22V21H11ZM13 22H14V20H13ZM53 22H54V24H53ZM70 22V21H69ZM83 22V23H82ZM3 23V22H2ZM56 23V24H55ZM61 23V22H60ZM72 23H74V22H72ZM78 23V22H77ZM19 24V23H18ZM48 24H52V25H48ZM63 24V23H62ZM67 24H69V23H67ZM70 24H71V22H70ZM195 24V23H194ZM223 24V25H222ZM3 25H5V23L3 24ZM2 24L0 25V26H3ZM60 25V24H59ZM58 25V26H59ZM75 24H73V26H74ZM81 25H80V23H79V25H76V27H80L81 28ZM189 25V24H188ZM48 26V27H47ZM49 26H50V28H49ZM52 26V27H51ZM54 26L56 27L55 29H54ZM67 26V25H66ZM71 26V25H70ZM85 26V27H86ZM193 26H196V25H193ZM199 26V27H200ZM6 27H8V26H6ZM15 27V26H14ZM62 27V26H61ZM75 27V26H74ZM84 27V28H85ZM192 27V26H191ZM9 28V27H8ZM8 28H7V31H8ZM11 28V27H10ZM9 28V29H10ZM52 28V30L54 29V31H53V33L51 32L52 30H50ZM59 28V27H58ZM69 28V27H68ZM101 28V29H100ZM65 29V28H64ZM63 29V30H64ZM76 29V28H75ZM194 29V28H193ZM196 29V28H195ZM195 29H194V31H195ZM226 29V30H225ZM11 30V29H10ZM9 30V31H10ZM61 30V29H60ZM62 30V31H63ZM69 30H71V29H69ZM69 30H65V31H69ZM110 30V31H109ZM112 30V31H111ZM186 30H187V28H186ZM204 30V31H203ZM14 31V30H13ZM76 31H78V30H76ZM188 31H189V29H188ZM21 32V33H22ZM56 32V34H54ZM60 32V31H59ZM192 32V31H191ZM8 33H10V32H8ZM7 33V34H8ZM12 33V32H11ZM75 33V32H74ZM76 33H78V32H76ZM80 33H81V31H80ZM157 33V34H156ZM1 34V33H0ZM3 34V33H2ZM6 34V35H7ZM61 34V33H60ZM63 34H64V32H63ZM68 34V33H67ZM87 34V33H86ZM155 34H156V36H155ZM188 34V33H187ZM66 35V34H65ZM77 35V34H76ZM81 35V34H80ZM88 35V34H87ZM184 35V34H183ZM11 36V35H10ZM10 36H8L7 38H9ZM62 36H64V35H62ZM89 36V35H88ZM185 36V35H184ZM200 36V35H199ZM2 37H4L3 35H2ZM74 37V36H73ZM73 37L71 38V40H73ZM75 37H77V36H75ZM80 37V36H79ZM183 37V36H182ZM11 38H14V36L12 37L11 36ZM10 38V39H11ZM82 38V37H81ZM80 38V39H81ZM90 38V37H89ZM199 38V37H198ZM3 39V38H2ZM75 39V38H74ZM178 39V40H177ZM181 39V38H180ZM202 39H200V40H202ZM8 40V39H7ZM69 40V41H68ZM76 40V39H75ZM183 40V39H182ZM4 41V40H3ZM8 41H10V40H8ZM7 41V42H8ZM13 41V40H12ZM16 41V43H17V45L19 46V47H21L22 45H20V44H18V42ZM74 41V40H73ZM78 41V40H77ZM169 41V42H168ZM14 42H15V39H14ZM178 42V43H177ZM183 42V41H182ZM202 42V41H201ZM221 42H223V44H221ZM230 42V41H229ZM1 43H2V40H1ZM4 43V42H3ZM15 43V44H16ZM40 43H42V44H44V45H42V46H45V47H40L38 44H40ZM69 43V44H68ZM225 43V44H224ZM231 43V42H230ZM24 44V43H23ZM90 44V43H89ZM145 45V44H147V45H145V47L143 46V45ZM164 44H165V46H164ZM208 43H206V44H204V47H205V45H207ZM209 44V45H210ZM9 45H12L13 46V44H12V42H11V44H9ZM8 45V46H9ZM77 45V44H76ZM82 45V44H81ZM80 45V46H81ZM138 45H142L143 46V48H142V46H141V48L138 46ZM151 45H152V47H151ZM227 45V44H226ZM3 46V49H4V45H2ZM7 46V45H6ZM16 46V45H15ZM22 46V48H19V49H21V50H23V47ZM136 46V47H135ZM168 46V45H167ZM172 46H174L173 44H172ZM227 46H229L230 47V45L228 44ZM233 46H234V44H233ZM1 47V46H0ZM14 47V46H13ZM212 47V46H211ZM11 48V47H10ZM9 48V49H10ZM16 48V47H15ZM67 48H69V49H67ZM78 48H80V47H78ZM152 48H154V50L151 52V50H152ZM226 48H228V47H226ZM225 48V49H226ZM231 49H232V47H230ZM237 48V47H236ZM2 49V48H1ZM7 49V48H6ZM5 49V50H6ZM18 49V48H17ZM74 49V45H73V43H72V50ZM76 49V48H75ZM82 49V48H81ZM84 49H85V47H84ZM83 49V50H84ZM218 49V50H219ZM235 49V48H234ZM82 50V51H83ZM90 50V49H89ZM171 50V49H170ZM215 50H214V52H215ZM217 50V51H218ZM224 50V49H223ZM228 50H229V48H228ZM233 50V49H232ZM239 50H242V49H239ZM1 51V50H0ZM9 50H7V52H8ZM16 51V50H15ZM20 51V50H19ZM145 51H146V49H145ZM154 51H155V53H154ZM157 51V52H156ZM217 51L214 53L213 51H212V53H214L215 55H218V53L220 52V51H218V53H217ZM226 51V50H225ZM231 51V50H230ZM229 51V52H230ZM243 51V50H242ZM12 53H14L13 52V48H12V51H11ZM21 52V51H20ZM70 52H71V50H70ZM78 52V51H77ZM81 52V51H80ZM173 52V51H172ZM228 52V53H229ZM9 53V52H8ZM16 53H17V51H16ZM23 53V52H22ZM68 53V52H67ZM79 53V52H78ZM83 53H84V51H83ZM86 53V52H85ZM91 53H92V50H91ZM94 53V52H93ZM154 53V54H153ZM211 53V54H212ZM232 53H234V50L232 51ZM3 54H4V52H3ZM3 54H0V99L2 100V102L0 101V136H6V135H12L10 132H11V127H12V123H13V121L15 122V120L18 122L19 120L18 119H20V120H23V119H21V118H23L22 116H25L26 114V112H23L22 113V111H20V107H15V106H13L14 104H13V102H12V100L14 99V96L12 95V93L15 91H13L12 90V88H13V83H15L16 81H17V77H18V74L16 73V71L13 69V64H11L10 63V61H9V58L7 59H2L3 57H2V55ZM6 54V53H5ZM15 54V53H14ZM19 54H21V53H19ZM59 54V55H58ZM74 54H76V53H74ZM145 54H146V52H145ZM151 54V55H150ZM210 54V55H211ZM226 54H227V52H226ZM69 55V54H68ZM73 55V54H72ZM92 55V54H91ZM213 55V54H212ZM214 55V56H215ZM221 55H223V54H221ZM220 55V56H221ZM6 56V55H5ZM94 56V55H93ZM140 56V57H141ZM147 56V55H146ZM170 56V55H169ZM177 56V55H176ZM238 56V55H237ZM10 57V60H11V56H9ZM19 57V56H18ZM63 57V56H62ZM72 57H74V56H72ZM85 57L87 58V56L85 55ZM84 57V58H85ZM173 57V56H172ZM179 57V56H178ZM180 57H182V56H180ZM211 57V56H210ZM239 57H240V55H239ZM54 58V59H53ZM65 58V57H64ZM67 58H69V57H67ZM71 58V57H70ZM80 58H82V56H80ZM79 58V60H81ZM84 58H82V59H84ZM89 58V57H88ZM182 58H184V57H182ZM215 58H217V57H215ZM15 59V58H14ZM61 59V58H60ZM74 59V58H73ZM90 59H91V57H90ZM93 59V58H92ZM170 59V58H169ZM176 59V60H177ZM218 59V58H217ZM224 59V58H223ZM18 60V59H17ZM54 60V61H55ZM58 60H59V58H58ZM67 60V59H66ZM75 60H77V57H76V59ZM172 60V59H171ZM12 61V60H11ZM24 61V60H23ZM22 61V62H23ZM27 61V60H26ZM33 61V62H32ZM56 61H55V63H56ZM96 61V60H95ZM95 61H94V63H95ZM142 61H144L143 59H142ZM166 61V62H165ZM186 61V60H185ZM222 61V60H221ZM17 62V61H16ZM29 62V61H28ZM29 62V63H30ZM92 62V61H91ZM99 62V63H100ZM165 62V63H164ZM21 63V62H20ZM44 63V64H43ZM97 63V62H96ZM163 63H164V65H166V63H167V66H168V69H167V67H165V69H164V67L163 66H161V65H163ZM179 63H180V65H179ZM186 63H187V61H186ZM185 63V64H186ZM236 63V62H235ZM62 64H64V63H62ZM61 64V65H62ZM81 64V65H80ZM139 64V63H138ZM158 64H160V65H158ZM188 64V63H187ZM25 65V64H24ZM29 65V64H28ZM56 65V64H55ZM54 65V66H55ZM57 65H58V67H60V65H59V61L57 62ZM67 65V64H66ZM92 65H94V64H92ZM170 65V66H169ZM241 65H243V64H241ZM64 66V65H63ZM70 66V65H69ZM100 66H101V64H100ZM104 66V67H105ZM106 66V67H107ZM142 66V65H141ZM159 66H161L162 68H163V73L162 74H160V72H162L161 70H162V68H160ZM183 66H185V65H183ZM197 66V65H196ZM237 66V65H236ZM18 67V66H17ZM93 67V66H92ZM103 67V66H102ZM158 67V68H157ZM170 67V68H169ZM191 67V66H190ZM239 68H241L240 66H238ZM14 68L16 69V66L14 65ZM63 68V67H62ZM65 68V67H64ZM143 68V67H142ZM146 68V67H145ZM147 68H150V67H147ZM159 68L161 69V70H159ZM185 68H186V66H185ZM243 68H247V67H245V65L243 66ZM19 70H20V68H18ZM25 69V68H24ZM49 69H51V71H49L48 72V70ZM60 69V68H59ZM66 69V68H65ZM99 69V68H98ZM108 69V68H107ZM179 69H181V70H179ZM183 69V70H182ZM188 69V68H187ZM191 69H193V67L191 68ZM200 69H201V67H200ZM17 70V69H16ZM22 70V69H21ZM69 70V69H68ZM146 70V69H145ZM144 70V71H145ZM150 70V69H149ZM202 70V69H201ZM238 70V69H237ZM34 71V73H32ZM54 71V70H53ZM99 71V70H98ZM101 71V70H100ZM104 71V70H103ZM109 71V70H108ZM108 71H106V72H108ZM114 71V70H113ZM143 71V70H142ZM152 71V70H151ZM178 71V72H177ZM186 71V70H185ZM188 71V70H187ZM242 71V70H241ZM21 72V71H20ZM48 72V73H47ZM56 72V71H55ZM60 72V71H59ZM58 72V75L60 74ZM105 72V71H104ZM103 72V73H104ZM105 72V73H106ZM117 72V71H116ZM119 72V71H118ZM139 72V73H138ZM154 72V71H153ZM192 72V71H191ZM199 72V71H198ZM198 72H196V73H198ZM233 72V71H232ZM235 72V71H234ZM233 72V73H234ZM244 72H246V71H244L243 70V74H244ZM19 73V72H18ZM185 73V72H184ZM183 73V74H184ZM21 74V73H20ZM150 74V73H149ZM186 74V73H185ZM192 74V73H191ZM195 74V72L193 71V75ZM235 74V73H234ZM233 74V75H234ZM246 74V73H245ZM24 75V74H23ZM22 75V76H23ZM27 75V74H26ZM46 75V76H45ZM48 75V76H47ZM53 75H54V73H53ZM56 75H57V73H56ZM55 75V76H56ZM67 75V76H66ZM101 75V74H100ZM108 75H110V73L108 74ZM107 75V76H108ZM181 75V74H180ZM227 75H228V73H227ZM231 75V74H230ZM249 75V74H248ZM21 76V75H20ZM30 76V77H31ZM34 76V77H33ZM54 76V77H55ZM107 76H105V77H107ZM119 76V75H118ZM123 76V77H122ZM140 76V75H139ZM147 76V75H146ZM163 76H164V78H165V76L166 75H164L163 74ZM169 76H170V78H169ZM188 76V75H187ZM192 76V75H191ZM236 76V77H235ZM234 77H232L231 78V81H232V79L234 78L235 80H233V83L234 82H239V80H240V78H239V76L237 75V73H236V75H235ZM247 76V75H246ZM24 77V76H23ZM51 77V78H50ZM104 77V78H105ZM114 77V76H113ZM144 77H145V73H144ZM144 77H143V79H144ZM151 77V76H150ZM153 77V76H152ZM156 77V76H155ZM155 77H153V80L151 79V81L152 82H150V84H149V80H150V78H149V80L146 82V84H148V86L149 85H151V84H156V81H158V79L157 78H159V77H157L155 80H154V78ZM166 77V78H167ZM184 77V76H183ZM189 77V76H188ZM187 77V78H188ZM195 77H196V75L195 76H193L192 78L193 79H195ZM57 78V77H56ZM134 78V79H133ZM140 78V77H139ZM164 78H161V80H162V82L163 81H165L164 80ZM182 78V77H181ZM239 80H238V79ZM242 78V77H241ZM19 79H20V77H19ZM19 79H18V81L17 82H19ZM121 79V80H120ZM160 79V78H159ZM170 79V80H171ZM174 79V78H173ZM213 79V78H212ZM245 79V78H244ZM16 80V81H15ZM25 80H26V78H25ZM24 80V81H25ZM38 80V81H37ZM57 80V79H56ZM136 80H138V79H136ZM145 80V79H144ZM187 80V79H186ZM200 80V79H199ZM227 80H228V78H227ZM15 81V82H14ZM23 81V82H24ZM98 81V80H97ZM155 83H154V82ZM172 81V80H171ZM177 81V80H176ZM198 81V80H197ZM241 81V80H240ZM245 81V80H244ZM243 81V82H244ZM26 82V81H25ZM28 82V81H27ZM34 82V83H35ZM138 82V81H137ZM159 82V81H158ZM158 82H157V84H158ZM180 82V81H179ZM192 83H193V80L191 81ZM211 82H212V85L211 86H214L213 84H215L214 82L215 81H213V80H211ZM229 82V81H228ZM29 83V82H28ZM136 83V82H135ZM182 83H184V82H182ZM208 83V82H207ZM21 83H19L18 85H20ZM23 84V83H22ZM145 84V82L143 83V85ZM156 84V85H157ZM163 84V83H162ZM169 84H171V83H169ZM240 84V83H239ZM15 85V84H14ZM24 85V84H23ZM25 85H26V83H25ZM29 85V84H28ZM40 85H42V83L40 84ZM45 85V86H46ZM101 85V84H100ZM130 85V86H129ZM166 85V84H165ZM172 85V84H171ZM175 86H176V84H174ZM209 85V84H208ZM22 86V85H21ZM43 86V85H42ZM42 86H40V87H42ZM105 86V85H104ZM139 86H140V84H139ZM147 86V85H146ZM152 86V85H151ZM167 86V85H166ZM187 86V85H186ZM210 86V85H209ZM233 86V85H232ZM24 87V86H23ZM23 87H22V89H23ZM154 87V86H153ZM158 88H159V86H157ZM160 87H161V85H160ZM170 87V86H169ZM183 87V86H182ZM20 88V87H19ZM46 88V89H47ZM103 88V87H102ZM141 88V87H140ZM142 88H143V86H142ZM162 88V87H161ZM190 88V87H189ZM188 88V89H189ZM30 89V88H29ZM45 88L43 89V90H46ZM137 89V88H136ZM135 88L133 89V90H136ZM146 89V88H145ZM152 89V88H151ZM171 89V88H170ZM186 89V88H185ZM232 89V88H231ZM230 89V90H231ZM18 90V89H17ZM40 90H41V88H40ZM97 90H99V91H97ZM139 90V89H138ZM155 90H158V89H155ZM172 90H173V88H172ZM199 90V89H198ZM229 90V89H228ZM25 91V90H24ZM27 91V90H26ZM29 91V90H28ZM140 91V90H139ZM199 91H201V90H199ZM214 91V90H213ZM46 92V95H50V94H47L48 92L47 91H45ZM134 92H136V91H134ZM133 92V93H134ZM144 92H145V90H144ZM154 92V91H153ZM170 92H171V90H170ZM181 92V91H180ZM184 92V91H183ZM230 92V91H229ZM68 93V94H67ZM74 93V92H73ZM143 93V92H142ZM150 93V92H149ZM174 93V92H173ZM197 93V92H196ZM181 94H184V93H181ZM181 94L179 95V96H181ZM206 94V93H205ZM257 94V93H256ZM263 94V93H262ZM45 95V94H44ZM64 95H66V97H65V100H62V97L64 96ZM134 95V94H133ZM136 95H138V92H136ZM164 95H165V93H164ZM188 95V94H187ZM198 95V94H197ZM13 96V97H12ZM41 96V95H40ZM43 96V95H42ZM86 96V97H85ZM158 96H160V95H158ZM157 96V97H158ZM162 96V95H161ZM170 96H171V94H170ZM172 96H174V95H172ZM176 96V95H175ZM174 96V97H175ZM183 96V95H182ZM189 96V95H188ZM200 96V95H199ZM228 96V95H227ZM226 96V97H227ZM10 97H12L11 99H10ZM78 97V96H77ZM129 97H130V99H129ZM153 97V96H152ZM163 97V96H162ZM173 97V98H174ZM192 97V96H191ZM201 97V96H200ZM229 97V96H228ZM255 97H257V95L255 96ZM262 97V96H261ZM264 97V96H263ZM48 98H49V96H48ZM73 98V97H72ZM143 98V99H142ZM196 98V97H195ZM251 98V97H250ZM46 99V98H45ZM50 99V98H49ZM64 99V98H63ZM75 99H78V98H75ZM147 99V98H146ZM149 99V98H148ZM160 99V98H159ZM176 99V98H175ZM183 99H184V97H183ZM185 99H186V97H185ZM41 100V99H40ZM74 100V99H73ZM79 100H81V99H79ZM158 100V99H157ZM169 100V99H168ZM172 100V99H171ZM170 100V101H171ZM177 100V99H176ZM175 100V101H176ZM179 100V99H178ZM10 101V102H9ZM14 101V100H13ZM37 101V100H36ZM76 101V100H75ZM152 101V100H151ZM173 101V100H172ZM182 101V100H181ZM206 101H208V100H206ZM236 101V100H235ZM245 101V100H244ZM8 102H9V104H8ZM12 102V104H10ZM15 102V101H14ZM16 102H18V101H16ZM56 102V103H57ZM58 102V103H59ZM83 102V101H82ZM86 102V101H85ZM85 102H83V103H85ZM146 102V103H145ZM153 102V101H152ZM161 102V101H160ZM184 102V101H183ZM247 102H249V101H247ZM253 102H254V104H253ZM259 104H258V103ZM36 103V102H35ZM56 103H55V105H56ZM82 103V104H83ZM88 103V102H87ZM179 103H180V101H179ZM213 103V104H212ZM230 103V102H229ZM233 103V102H232ZM255 103H257L258 105L256 106V104ZM38 104V103H37ZM60 104H61V102H60ZM63 104V103H62ZM61 104V105H62ZM73 104V103H72ZM157 104H155V106H157ZM161 104V103H160ZM175 104V103H174ZM177 104V103H176ZM181 104V103H180ZM206 104L208 105V102H206ZM236 104V103H235ZM244 104V103H243ZM12 105V106H11ZM15 105H16V103H15ZM19 105V104H18ZM24 105H25V103H24ZM24 105H22V106H24ZM31 105V104H30ZM41 105H43V104H41ZM53 105V104H52ZM58 106H60L59 104H57ZM84 105H86V103L84 104ZM90 105V104H89ZM92 105V106H93ZM162 105V104H161ZM237 106L239 105V104H236ZM241 105V104H240ZM246 105V104H245ZM17 106V105H16ZM181 106V105H180ZM179 106V107H180ZM229 106V105H228ZM230 106H231V104H230ZM39 107V106H38ZM57 107V106H56ZM63 107V106H62ZM85 106H83V108H84ZM208 107V106H207ZM212 107V106H211ZM246 107V106H245ZM19 108V109H18ZM22 108V107H21ZM24 108H25V106H24ZM52 108H55V106H53ZM209 108V107H208ZM228 108V109H227ZM240 108V109H239ZM28 109V108H27ZM30 109H31V107H30ZM42 109V108H41ZM44 109L46 110V108L44 107ZM58 109V108H57ZM56 109V110H57ZM94 109V110H95ZM170 109V110H169ZM174 109H176L175 111H174ZM60 110V109H59ZM62 110V109H61ZM60 110V111H61ZM83 110V109H82ZM242 110V111H241ZM23 111H24V109H23ZM28 111V110H27ZM42 111H43V109H42ZM50 111V110H49ZM89 111H93V110H90L89 109ZM22 114H21V113ZM33 112V111H32ZM38 112V111H37ZM37 112H35V113H37ZM41 112V111H40ZM44 112V111H43ZM47 112V111H46ZM54 112V111H53ZM74 112V111H73ZM97 112H96V114L95 115H97ZM34 113V112H33ZM39 113V112H38ZM42 113V112H41ZM52 113V112H51ZM50 113V114H51ZM68 113H70L71 114V111L69 110V112ZM75 113V112H74ZM78 113V112H77ZM49 114V113H48ZM49 114V115H50ZM56 114V113H55ZM62 114V113H61ZM65 114V113H64ZM76 114V113H75ZM94 114V113H93ZM38 115V114H37ZM42 115V114H41ZM45 115V114H44ZM59 115V114H58ZM63 115V114H62ZM82 115V116H81ZM30 116V115H29ZM33 116L34 115H32V118H33ZM43 116V115H42ZM46 116H48V115H46ZM51 116V115H50ZM54 116V115H53ZM35 117H37V116H35ZM35 117L32 119V121H30L31 119H29V117L26 119L27 121L25 122H22V126H24L25 125V128H27V129H25L26 131H28V129H31L32 131L34 130V127H33V124H34V120H35ZM38 117H40V116H38ZM46 118V117H45ZM49 118V117H48ZM92 118V117H91ZM37 120H38V118H36ZM51 119V118H50ZM55 119V118H54ZM53 119V120H54ZM25 120V119H24ZM36 120V121H37ZM40 120H41V117H40ZM39 120V121H40ZM46 120V119H45ZM53 120H52V123H53ZM57 120V119H56ZM42 121V120H41ZM59 121H60V119H59ZM20 122V123H21ZM45 122V121H44ZM49 122H51V121H49ZM54 122H56L55 120H54ZM19 123V122H18ZM37 123V122H36ZM14 124V123H13ZM15 124H16V122H15ZM42 124V123H41ZM40 123H39V127H40V125H41ZM43 124H45V123H43ZM46 124H47V122H46ZM64 124V125H63ZM86 124H85V126H86ZM49 125V124H48ZM79 125V126H78ZM87 125V126H88ZM98 125H101V126H98ZM34 126H35V124H34ZM42 126V125H41ZM45 126V125H44ZM47 126V125H46ZM50 126H51V123H50ZM14 127V126H13ZM33 127V128H32ZM43 127V126H42ZM57 127V128H56ZM15 128V127H14ZM14 128H13V130H14ZM37 129H38V127H36ZM82 128V129H83ZM17 129V128H16ZM15 129V130H16ZM44 129V128H43ZM54 129V130H53ZM85 129V128H84ZM30 130V131H31ZM38 130H40V129H38ZM56 130V131H55ZM86 130V129H85ZM19 131H21L20 129H19ZM25 131V135L27 136V134H28V132H26ZM31 131V132H32ZM53 131V133H52V135H48V134H50L51 132ZM80 131V130H79ZM78 131V132H79ZM99 131V130H98ZM13 132V131H12ZM18 132V131H17ZM17 132H15V133H17ZM84 132V131H83ZM36 133H39V134H41L42 133V129H41V131H38V132H36ZM46 133V134H45ZM74 133V132H73ZM30 134V133H29ZM33 135H38V134H35V131L32 133ZM43 134H41V136L43 137L44 135ZM71 134V133H70ZM79 134V133H78ZM81 134V133H80ZM84 134H85V132H84ZM83 134V135H84ZM90 134H92V135H90ZM22 135V134H21ZM62 135V136H61ZM65 135V136H64ZM86 136H87V134H85ZM88 135L91 137L92 136V138H93V136L95 137V135H94V133L92 132V131H90V133L88 132ZM168 135V136H169ZM174 135V134H173ZM14 136V135H13ZM30 136V135H29ZM32 136V135H31ZM31 136L29 137V138H31ZM39 136V135H38ZM38 136L36 137V136H34V137H36V138H38ZM70 135H68V137H69ZM178 136V135H177ZM195 136V137H196ZM11 137V136H10ZM15 137V136H14ZM33 137V136H32ZM33 137V138H34ZM79 137V136H78ZM83 137V136H82ZM85 137V136H84ZM83 137V138H84ZM88 137V136H87ZM87 138V139H91L92 141H93V139L92 138ZM98 137V136H97ZM174 137V136H173ZM192 137V136H191ZM191 137H190V139H191ZM194 137V138H195ZM22 138V137H21ZM33 138H31V139H33ZM67 138V137H66ZM80 138V137H79ZM193 138V137H192ZM193 138V139H194ZM1 139V138H0ZM12 139V138H11ZM28 139V138H27ZM30 139V140H31ZM68 139V138H67ZM96 139V138H95ZM166 139V138H165ZM172 139V138H171ZM177 139V138H176ZM178 139V140H179ZM3 140H4V138H3ZM43 140V139H42ZM61 140H59V141H61ZM68 140H70V139H68ZM80 140V139H79ZM98 140V139H97ZM96 140V141H97ZM169 140V139H168ZM189 140V139H188ZM194 140H197V138L196 139H194ZM193 140V141H194ZM16 141H17V139H16ZM35 141V140H34ZM50 141H53V139H51ZM53 141V142H54ZM63 141V140H62ZM62 141H61V143H62ZM64 141H66V139L64 140ZM78 141V140H77ZM87 141V140H86ZM85 141V142H86ZM103 141H104V144H103ZM107 141V142H106ZM158 141V142H159ZM180 141V140H179ZM198 141V140H197ZM233 141V142H232ZM7 142V141H6ZM6 142H4V143H6ZM23 142V141H22ZM27 142H28V140H27ZM94 142V141H93ZM130 142V143H129ZM181 142H179V143H181ZM205 142V141H204ZM232 142V143H231ZM9 143V142H8ZM11 143H12V141H11ZM39 143V142H38ZM48 143H50L51 144V142H48ZM57 143V142H56ZM60 143V144H61ZM64 143H66V142H64ZM70 143H71V141H70ZM107 143V144H106ZM124 143L126 144V145H124ZM150 143V144H149ZM162 143V142H161ZM165 142H164V140H163V143L162 144H164ZM174 143H176V142H174ZM179 143L177 142L175 145H179ZM181 143V146L184 144H182ZM186 143H185V146H186ZM192 143V142H191ZM190 143V144H191ZM194 143H196L195 141H194ZM206 143V142H205ZM17 144V143H16ZM24 144V143H23ZM46 144V143H45ZM67 144H69V143H66V145ZM73 144V143H72ZM79 144V143H78ZM102 144L104 145V146H102ZM156 144V143H155ZM161 144V145H162ZM188 145H189V143H187ZM236 144V143H235ZM235 144H234V146H235ZM12 145V144H11ZM29 145H30V143H29ZM53 145H54V143H53ZM93 145H95V147H94V149H97L98 147V145L96 146V144L95 143H93ZM93 145L91 144L90 146H91V148L90 149H92L93 148ZM108 145V146H107ZM145 145V146H144ZM172 145V144H171ZM174 145V146H175ZM188 145H187V147L186 148H188ZM200 145V144H199ZM237 145V144H236ZM4 146V145H3ZM16 146V145H15ZM23 146V145H22ZM21 146V147H22ZM44 146V145H43ZM48 146V145H47ZM52 146V145H51ZM61 146H63V144L61 145ZM76 146V145H75ZM80 146V145H79ZM128 146V145H127ZM12 147V146H11ZM25 147V146H24ZM30 147H32V146H30ZM50 147V146H49ZM97 147V148H96ZM105 147V148H104ZM132 147V146H131ZM151 147V146H150ZM170 147V146H169ZM183 147H184V145H183ZM198 147V146H197ZM200 147V146H199ZM47 148V147H46ZM58 148H60V147H58ZM70 148V147H69ZM77 148V147H76ZM100 148V147H99ZM175 148V147H174ZM178 148V147H177ZM176 148V149H177ZM186 148H185V150H186ZM191 148V147H190ZM204 148V147H203ZM238 148V147H237ZM237 148H235L236 150H237ZM264 148V147H263ZM21 149V148H20ZM26 149V148H25ZM29 149V148H28ZM31 149V148H30ZM61 149V148H60ZM83 149H87V148H83ZM89 149V148H88ZM89 149V150H90ZM94 149H92L93 150V152L95 151ZM109 149V150H108ZM118 149V148H117ZM124 149V148H123ZM131 149H134V148H131ZM146 149H148V147L146 148ZM154 149V148H153ZM163 149V148H162ZM182 149V148H181ZM193 148H191V150H192ZM195 149V148H194ZM198 149V148H197ZM242 149V148H241ZM14 150H15V147H14ZM40 150V149H39ZM49 150V149H48ZM51 150V149H50ZM56 150V149H55ZM68 150V149H67ZM88 150V151H89ZM99 149H97L96 151L97 152H100V151H98ZM141 150V149H140ZM149 150V149H148ZM166 150H167V148H166ZM179 150V149H178ZM190 150V151H191ZM244 150V149H243ZM260 150V149H259ZM258 150V151H259ZM30 151V150H29ZM81 151V150H80ZM115 151H117V150H115ZM121 151V150H120ZM131 151V150H130ZM138 151V150H137ZM174 151V150H173ZM182 151V150H181ZM189 150H188V152H190ZM208 151V150H207ZM210 151V150H209ZM250 151V152H249ZM40 152V151H39ZM39 152H38V154H39ZM48 152V151H47ZM71 152H72V150H71ZM75 152V151H74ZM91 152V151H90ZM97 152L95 153L96 154V156H94V157H96L97 158V155L98 154H100V156H103V157H101V158H104L105 157V154L101 151L100 153H98L97 154ZM124 152H125V150H124ZM142 152V151H141ZM162 152V151H161ZM172 152V151H171ZM179 152V151H178ZM185 152V151H184ZM183 152V153H184ZM195 152V151H194ZM14 153V152H13ZM41 153V152H40ZM83 153V152H82ZM120 153H122V152H120ZM120 153H117V154H119L120 156H121V154ZM137 153V152H136ZM140 153V152H139ZM150 153V152H149ZM148 153V154H149ZM170 153V152H169ZM207 153V152H206ZM245 153V152H244ZM262 153H264V151L262 152ZM10 154V153H9ZM89 154V153H88ZM93 154V153H92ZM103 154V155H102ZM108 154V153H107ZM114 154V153H113ZM131 154V153H130ZM246 154V153H245ZM258 154H259V152H258ZM16 155V154H15ZM42 155V154H41ZM78 155V154H77ZM91 155V154H90ZM109 155V154H108ZM108 155H107V157H108ZM118 155V156H119ZM124 155V154H123ZM159 155V154H158ZM166 155H168V154H166ZM189 154H187L186 156H188ZM198 155V154H197ZM259 155H261V154H259ZM18 156V155H17ZM45 156V155H44ZM43 156V157H44ZM84 156V155H83ZM100 156H98V158L100 157ZM114 156V155H113ZM117 156V155H116ZM137 156V155H136ZM160 156V155H159ZM170 158H171V156L170 155H168ZM186 156H184V158L186 157ZM48 157V156H47ZM75 157H77V156H75ZM79 157V156H78ZM82 157V156H81ZM86 157V156H85ZM110 157V156H109ZM133 157V156H132ZM154 157V156H153ZM152 157V158H153ZM162 157V156H161ZM190 155L188 156V157H186L187 159H185V160H187V161H189V160H191L190 159ZM209 157V156H208ZM24 158V157H23ZM113 158V157H112ZM118 158V157H117ZM136 158V157H135ZM166 158V157H165ZM169 158V159H170ZM183 158V157H182ZM183 158V159H184ZM193 158V157H192ZM198 158V157H197ZM207 158V157H206ZM248 158H249V156H248ZM253 158V157H252ZM9 159V158H8ZM41 159V158H40ZM43 159V158H42ZM56 159V158H55ZM83 159H84V157H83ZM106 159V158H105ZM111 159V158H110ZM110 159H108V160H110ZM115 159V158H114ZM124 159V158H123ZM150 159V158H149ZM247 159V158H246ZM12 160H14V159H12ZM22 160V159H21ZM51 160V159H50ZM94 160H96V159H94ZM129 160H130V158H129ZM128 160V161H129ZM158 160V159H157ZM165 160V159H164ZM168 160V159H167ZM171 160V159H170ZM185 160H183V162H185ZM194 160V159H193ZM200 160V159H199ZM245 160V159H244ZM23 161V160H22ZM59 161V160H58ZM90 161V160H89ZM104 161H107V160H103V162ZM159 161V160H158ZM157 161V162H158ZM166 161V160H165ZM164 161V162H165ZM187 161H186V164L188 165V166H190L189 164H190V161H189V163H187ZM202 161V160H201ZM209 161V160H208ZM225 161H226V159H225ZM246 161V160H245ZM9 162V161H8ZM12 162V161H11ZM15 162V161H14ZM18 162V161H17ZM21 162V161H20ZM26 162V161H25ZM72 162V161H71ZM88 162V161H87ZM97 162H98V159H97ZM97 162H94V163H97ZM113 162V161H112ZM137 162V161H136ZM160 162V161H159ZM168 163H167V165H168V167H171V165L169 164V162L170 161H167ZM193 162V161H192ZM260 162V161H259ZM19 163V162H18ZM53 163V162H52ZM61 163V162H60ZM70 163V162H69ZM85 163V162H84ZM132 163H134V162H132ZM194 163V162H193ZM192 163V164H193ZM208 163V162H207ZM227 163V162H226ZM14 164V163H13ZM24 163H22V165H23ZM43 164V163H42ZM103 164V163H102ZM104 164H108L107 162H105ZM125 164V163H124ZM123 164V165H124ZM131 164V163H130ZM139 164V163H138ZM160 164H161V162H160ZM159 164V165H160ZM181 164V163H180ZM202 164V163H201ZM229 164V163H228ZM40 165V164H39ZM67 165V164H66ZM80 165V164H79ZM170 165V166H169ZM173 165V164H172ZM196 165V164H195ZM208 165V164H207ZM211 165V164H210ZM25 166V165H24ZM72 166V165H71ZM109 166V165H108ZM116 166V165H115ZM114 166V167H115ZM139 166V165H138ZM180 167H181V165H179ZM188 166H186L185 165V168L186 169H189V168H187ZM202 166H203V164H202ZM15 167H17V166H15ZM39 167V166H38ZM41 167V166H40ZM69 167V166H68ZM72 167H74V166H72ZM94 167V166H93ZM96 167V166H95ZM102 167V166H101ZM113 167V168H114ZM123 167V166H122ZM125 167H126V165H125ZM158 167V166H157ZM167 166H166V168H168ZM193 167V166H192ZM198 167V166H197ZM48 168V167H47ZM174 168V167H173ZM177 168V169H176ZM176 168H174L175 169V171L177 172V170H179V171H181V173L183 172L184 173V171H182L180 168H178V167H176ZM182 168V167H181ZM22 169V168H21ZM70 169V168H69ZM68 169V170H69ZM75 169V168H74ZM94 169V168H93ZM99 169V168H98ZM105 169V168H104ZM103 169V170H104ZM122 169V168H121ZM127 169L128 168H126V171H127ZM157 169V168H156ZM174 169H173V172H175L174 171ZM184 169V168H183ZM186 169H184V170H186ZM17 170H18V168H17ZM20 170V169H19ZM36 170H37V168H36ZM108 169H106V171H107ZM113 170V169H112ZM111 170V171H112ZM115 170V169H114ZM122 170H125L124 168L122 169ZM166 170V169H165ZM164 170V171H165ZM196 170V169H195ZM234 170V169H233ZM77 171V170H76ZM80 171V170H79ZM106 171H104L103 173H105ZM130 171V170H129ZM161 171V170H160ZM160 171H158V172H160ZM189 171V170H188ZM192 171H194L193 169H192ZM46 172V171H45ZM81 172V171H80ZM79 172V173H80ZM93 172V171H92ZM99 172H101V171H99ZM171 172V171H170ZM75 173V172H74ZM88 173V172H87ZM90 173V172H89ZM119 173V172H118ZM120 173H122V172H120ZM125 173V172H124ZM172 173V172H171ZM178 173V172H177ZM187 173V172H186ZM192 173V175H193V172H191ZM191 173H189L190 174V176H192L191 175ZM195 173V172H194ZM34 174V173H33ZM41 174V173H40ZM76 174V173H75ZM94 174V173H93ZM106 174V173H105ZM112 174V173H111ZM130 174H131V171H130ZM167 174V173H166ZM172 174H176V173H172ZM196 174V173H195ZM0 175H1V173H0ZM81 175V174H80ZM127 175H128V171H127ZM134 175H135V173H134ZM165 174H163V176H164ZM184 175V174H183ZM187 175H188V173H187ZM36 176V175H35ZM74 176H76V175H74ZM78 176V175H77ZM161 176H162V174H161ZM160 176V177H161ZM180 176H182V175H180ZM184 176H186V175H184ZM30 177V176H29ZM37 177V176H36ZM66 177V176H65ZM81 177V176H80ZM129 177V176H128ZM131 177V176H130ZM129 177V178H130ZM166 177H168V175H166ZM177 177H178V175H177ZM84 178V177H83ZM121 178V177H120ZM171 179H172V177H170ZM186 178V177H185ZM192 178V177H191ZM200 178V177H199ZM1 179V178H0ZM41 179V178H40ZM71 179V178H70ZM87 179V178H86ZM135 179V178H134ZM169 178H167V179H165V181H166V184L168 183V180ZM171 179H169L170 181H172L173 182V180H171ZM182 179V178H181ZM83 180V179H82ZM127 180H128V178H127ZM136 180H138V179H136ZM162 180V179H161ZM160 180V181H161ZM189 180V179H188ZM4 181V180H3ZM53 181V180H52ZM51 181V182H52ZM134 181V180H133ZM163 181V180H162ZM169 181V184L171 183ZM186 181H187V179H186ZM194 181V180H193ZM24 182H25V180H24ZM32 182H34V181H32ZM45 182V181H44ZM81 182V181H80ZM130 182V181H129ZM136 182V181H135ZM157 182H158V180H157ZM188 182H190V181H188ZM197 182V181H196ZM21 183V182H20ZM47 183V182H46ZM163 183V182H162ZM177 183H180V182H177ZM185 183V182H184ZM192 183V182H191ZM4 184V183H3ZM24 184V183H23ZM29 184V183H28ZM31 184V183H30ZM43 184V183H42ZM57 184H59V183H57ZM83 184V183H82ZM90 184V183H89ZM122 184V183H121ZM134 184V183H133ZM132 184V185H133ZM174 184H176L175 182H174ZM181 184V183H180ZM81 185V184H80ZM173 185V184H172ZM185 185H186V183H185ZM188 185H189V183H188ZM187 185V186H188ZM61 186V185H60ZM63 186H65V185H63ZM71 186V185H70ZM131 186V185H130ZM135 186H136V184H135ZM177 186V185H176ZM36 187V186H35ZM45 187V186H44ZM76 187V186H75ZM175 187V186H174ZM181 187H183V186H181ZM190 187V186H189ZM22 188V187H21ZM33 188H34V186H33ZM54 188V187H53ZM110 188V187H109ZM132 188V187H131ZM134 188V187H133ZM136 188V187H135ZM144 188V187H143ZM168 188V187H167ZM179 188V187H178ZM27 189H28V187H27ZM47 189V188H46ZM175 189H176V187H175ZM182 189H184V187L182 188ZM187 189V188H186ZM64 190V189H63ZM73 190V189H72ZM122 190V189H121ZM180 190H181V188H180ZM191 190V189H190ZM190 190H189V192H190ZM28 191H31L30 190V188H29V190ZM35 191V190H34ZM38 191H40V190H38ZM57 191V190H56ZM61 191V190H60ZM74 191V190H73ZM76 191V190H75ZM108 191V190H107ZM192 191V190H191ZM217 191V190H216ZM45 192H46V190H45ZM68 192V191H67ZM178 192V191H177ZM176 192V193H177ZM181 192V191H180ZM3 193H4V191H3ZM2 192H1V194H3ZM24 193H25V191H24ZM33 193V192H32ZM164 193V192H163ZM241 193V192H240ZM22 194H23V192H22ZM129 194V195H128ZM183 194V193H182ZM217 194V193H216ZM41 195V194H40ZM39 195V196H40ZM107 195V194H106ZM121 195H122V193H121ZM127 195L128 196H130V193H127ZM178 195V194H177ZM35 196H37V193H36V195ZM35 196H32V197H35ZM47 196V195H46ZM128 196H126V197H128ZM132 196V195H131ZM150 196V195H149ZM180 196V195H179ZM26 197H28V196H26ZM32 197H30V198H32ZM55 197H57V196H55ZM68 197V196H67ZM109 197V196H108ZM122 197V196H121ZM151 197H153V196H151ZM54 198V197H53ZM52 198V199H53ZM64 198V197H63ZM141 198V197H140ZM185 198V197H184ZM221 198V197H220ZM33 199V198H32ZM51 199V198H50ZM61 199V198H60ZM69 198H67V200H68ZM122 199H124V198H122ZM129 199V198H128ZM130 199H132V202H133V204L135 205L136 203L138 204V201L136 200L137 198H135V201L133 200L134 199V197H132V198H130ZM38 200V199H37ZM40 200V199H39ZM47 200V199H46ZM70 200V199H69ZM149 200V199H148ZM153 200V199H152ZM168 200V199H167ZM26 201V200H25ZM33 201V200H32ZM74 201V200H73ZM126 201H127V199H126ZM128 201H130V200H128ZM27 202V201H26ZM36 202V201H35ZM63 202V201H62ZM80 202V201H79ZM154 202V201H153ZM67 203V202H66ZM70 203V202H69ZM68 203V204H69ZM125 203H127V202H125ZM142 203V202H141ZM239 203V204H238ZM37 204V203H36ZM48 204H49V202H48ZM61 204V203H60ZM129 204V203H128ZM130 204H131V202H130ZM132 204V205H133ZM136 204V205H137ZM151 204H152V202H151ZM34 205V204H33ZM45 205V204H44ZM59 205V204H58ZM63 205V204H62ZM143 205V204H142ZM37 206V205H36ZM57 206V205H56ZM79 206V205H78ZM104 206V205H103ZM140 207H141V205H139ZM240 206V205H239ZM238 206V207H239ZM59 207V206H58ZM77 207V206H76ZM126 207H127V204H126ZM134 207H136V206H134ZM41 208H42V206H41ZM45 208V207H44ZM48 208V207H47ZM69 208H71V206L69 207ZM78 208V207H77ZM62 209V208H61ZM68 209V208H67ZM76 209V208H75ZM141 209V208H140ZM145 209V208H144ZM72 210V209H71ZM134 209H132V207H131V210H130V212L131 211H133ZM129 211V210H128ZM135 212L137 211V210H134ZM139 211V210H138ZM143 211V210H142ZM145 211V210H144ZM67 212V211H66ZM69 212V211H68ZM71 212V211H70ZM135 212H132V214H134ZM83 213V212H82ZM140 213H142V212H140ZM65 214V213H64ZM234 215V217L232 218V216L231 215ZM62 215V214H61ZM70 215V214H69ZM72 215V214H71ZM78 215H79V213H78ZM84 215H85V213H84ZM94 215V214H93ZM98 215H100V214H98ZM136 216H137V218H139V219H143V217L144 218H146L145 216L146 215H144V213H143V215L141 214V218L140 217H138L140 214L138 213L137 214V212H136V214H135ZM134 215V216H135ZM74 216H75V214H74ZM87 216V215H86ZM229 216H231V217H229ZM77 217V216H76ZM96 217V216H95ZM75 218V217H74ZM79 218H81L80 216H79ZM83 218V217H82ZM92 218V217H91ZM237 218V217H236ZM70 219V218H69ZM84 219V218H83ZM79 220H81V219H79ZM89 220V219H88ZM150 220V219H149ZM237 220V219H236ZM75 221H78V220H75ZM138 221V220H137ZM145 221H147L146 223H145ZM152 221V220H151ZM71 222V221H70ZM93 222V221H92ZM95 222V221H94ZM97 222V221H96ZM131 222V221H130ZM144 224H148L149 223V232L150 231H152L153 232V230H155V229H152L151 230V225H150V221L148 222V217H147V219H144ZM138 223V222H137ZM164 223V222H163ZM85 224V223H84ZM144 224H143V226H144ZM27 225V224H26ZM24 226H25V224H24ZM24 226H22V227H24ZM29 226H31L30 225V223H29ZM135 226H136V224H135ZM139 226H140V224H139ZM218 226V225H217ZM124 227V226H123ZM152 227H153V225H152ZM165 227V226H164ZM125 228V227H124ZM136 228V227H135ZM145 228V227H144ZM155 228V227H154ZM237 228V227H236ZM24 229V228H23ZM22 229V230H23ZM119 229V228H118ZM170 229V228H169ZM172 229V228H171ZM170 229V230H171ZM136 230V236H138V234H139V231H141V228L139 229V230H137V229H135ZM143 230V229H142ZM167 230V229H166ZM236 230V229H235ZM234 230V231H235ZM27 231V230H26ZM29 231H30V229H29ZM33 231V230H32ZM131 231V230H130ZM144 231V230H143ZM148 232V231H147ZM148 232V233H149ZM23 233V232H22ZM26 233V232H25ZM124 233V232H123ZM126 233V232H125ZM124 233V234H125ZM140 233H142V232H140ZM27 234H29V233H27ZM27 234H25L26 236H27ZM31 234V233H30ZM130 234H132V233H130ZM134 234V233H133ZM143 234H146V236H148L149 237V234H147L146 232L145 233H143ZM165 234V233H164ZM173 234V233H172ZM185 234V233H184ZM228 234V233H227ZM24 235V234H23ZM135 235V234H134ZM139 235H141L142 236V234H139ZM229 235V234H228ZM132 236V235H131ZM151 236V235H150ZM204 236V237H203ZM18 237V236H17ZM133 237V236H132ZM139 237V236H138ZM203 237V238H202ZM229 237V236H228ZM130 238V237H129ZM140 238V237H139ZM144 238V237H143ZM126 239V238H125ZM131 239V238H130ZM138 239V238H137ZM141 239H142V237H141ZM145 239H148L147 237L145 238ZM145 239L144 240H139V243L141 242V241H143V242H141L140 244H144V241H145ZM163 238L161 237V240H162ZM202 239V243H203V245H202V243L200 242V240ZM24 240V239H23ZM22 240V241H23ZM168 240V239H167ZM206 240V239H205ZM204 240V241H205ZM135 241V240H134ZM164 241V240H163ZM166 241V240H165ZM173 241V240H172ZM19 242H21V241H19ZM19 242H18V244H19ZM147 242V241H146ZM166 242H168V241H166ZM130 243V242H129ZM136 244V243H135ZM134 244V245H135ZM166 244H168V243H166ZM15 245V244H14ZM26 245V244H25ZM90 245V244H89ZM133 245V250H136L135 248H137V247H135ZM170 245H172V244H170ZM13 246V245H12ZM17 246V245H16ZM19 246V245H18ZM39 246V245H38ZM85 246V245H84ZM93 246V245H92ZM97 246V245H96ZM260 246V245H259ZM81 247V246H80ZM79 247V248H80ZM102 247V246H101ZM10 248V247H9ZM99 248V247H98ZM108 248V247H107ZM170 249H171V247H169ZM257 248V247H256ZM5 249V248H4ZM8 249V248H7ZM24 249V248H23ZM26 249V248H25ZM25 249H24V251H25ZM36 249V248H35ZM53 249V248H52ZM86 249V248H85ZM101 249V248H100ZM102 249H104V247H102ZM175 249H176V247H175ZM205 249V248H204ZM206 249H208V247L206 248ZM226 249H228V248H226ZM231 249V248H230ZM12 250V249H11ZM11 250H1L0 249V264H50V263H46L45 261H44V263H43V261H40L38 258L37 259H35L33 256V254L34 253H36V252H31L32 253V255H28V251H26L27 253L25 254V252L22 250V249H20L19 251L18 250H13V251H11ZM37 250V249H36ZM75 250H76V247H75ZM80 250V249H79ZM78 250V251H79ZM94 250H96V249H94ZM131 250V249H130ZM129 250V251H130ZM213 250V249H212ZM215 250V249H214ZM218 250H219V248H218ZM221 250V249H220ZM219 250V251H220ZM229 250V249H228ZM233 250V249H232ZM16 251H18V252H21V253H19V254H22V255H18L17 253H15ZM93 251V250H92ZM101 251V250H100ZM99 251V252H100ZM218 251V253H221L220 254V256H222L221 258H219L218 256L217 257H215L214 255H213V257H212V259H213V261H211V263L213 262V264H223V262L221 261V259L223 258V261H224V263L225 264H237L236 262H239V261H237L236 259H237V257H235V259H234V254H232L231 253V251L227 254V253H225V251H223L224 252V254H223V252H222V250H221V252H219ZM259 251V250H258ZM72 252V251H71ZM96 252H98V251H96ZM134 252V251H133ZM136 252H138V251H136ZM213 252H215V251H213ZM227 252V251H226ZM46 253H48V252H46ZM52 253V252H51ZM74 253V252H73ZM73 253H71V256L69 255V256H67V260H64V259H62V257H59V258H61L62 260H60L61 262H62V264H76L77 263V261H83V260H78V258H80V256H79V254H76L77 256H74V255H72ZM82 253H83V251H82ZM82 253H80V254H82ZM90 253V252H89ZM103 252L101 251V254H102ZM113 253V252H112ZM216 253H217V250H216ZM259 254H261L260 252H258ZM30 254V253H29ZM69 254H70V252H69ZM85 254V253H84ZM93 254H94V252H93ZM97 254V253H96ZM95 254V256L97 257V255ZM99 254V253H98ZM115 254V253H114ZM113 254V255H114ZM256 254V253H255ZM258 254V255H259ZM36 255V254H35ZM46 255V254H45ZM88 255V254H87ZM109 255V254H108ZM107 255V256H108ZM139 255V254H138ZM208 255V256H207ZM212 255V254H211ZM232 255H233V257H232ZM44 256V255H43ZM57 256H60V254L59 255H57ZM63 256V255H62ZM82 256V255H81ZM93 256L94 255H92V257H91V259L93 258ZM94 256V257H95ZM100 256H102V255H100ZM110 256V255H109ZM112 256V255H111ZM115 256V255H114ZM133 256V255H132ZM36 257V256H35ZM51 257V256H50ZM84 257V256H83ZM113 257V256H112ZM111 257V258H112ZM129 254H127V255H125L124 256V258L122 257V261H123V263H120L119 261V263L118 262H116V260H117V258L119 259V257H117L116 258V260H114V262H110V261H113V259H110L109 260V264H131V258H130V260H129ZM211 257V256H210ZM232 257V258H231ZM45 258V257H44ZM65 258V257H64ZM102 258H103V256H102ZM108 258V257H107ZM136 258V257H135ZM170 258V259H171ZM226 258V259H225ZM101 259V258H100ZM225 259V260H224ZM236 260V262L234 261V260ZM46 260V259H45ZM59 260V259H58ZM133 260H135L133 257H132V261ZM48 261H49V259H48ZM99 261H101V260H99L98 259V262ZM103 261V260H102ZM107 261V260H106ZM121 261V262H122ZM136 261H138V260H136ZM61 262H60V264H61ZM108 262V261H107ZM79 263V262H78ZM77 263V264H78ZM84 263H85V261H84ZM134 263H135V261H134ZM171 263V262H170ZM240 263V262H239ZM238 263V264H239ZM57 264H58V261H57ZM80 264V263H79ZM96 264V263H95ZM100 264V263H99ZM101 264H102V262H101ZM104 264V263H103ZM137 264V263H136Z\"/></svg>",
  "mask_w": 264,
  "mask_h": 264
}]
</instances>
